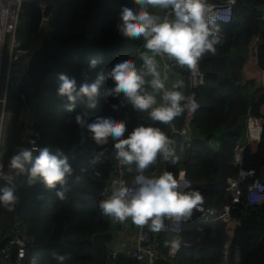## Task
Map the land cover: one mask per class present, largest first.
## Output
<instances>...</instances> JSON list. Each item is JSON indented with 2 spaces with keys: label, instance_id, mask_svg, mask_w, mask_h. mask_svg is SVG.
Here are the masks:
<instances>
[{
  "label": "trees",
  "instance_id": "obj_1",
  "mask_svg": "<svg viewBox=\"0 0 264 264\" xmlns=\"http://www.w3.org/2000/svg\"><path fill=\"white\" fill-rule=\"evenodd\" d=\"M131 0H57L50 27L41 26V12L37 1L26 2L20 14L18 36L23 45L34 50L43 36L48 35L55 44L68 49L53 59V70L49 71L38 91L32 87L28 77L24 83L12 88L8 94L7 108L12 113L7 128L4 147V162L23 144L27 106L22 94H27V104L34 105L36 115L34 127L39 132V145L50 151L62 150L69 156L73 174L67 199H59L55 189L46 188L41 181L29 184L26 175L18 176L23 181L19 187L21 200L9 210L0 205V246L8 238L15 217L20 216L27 226V258H38V264H61L52 256V251L67 255L63 264H105L107 245L93 240V235L111 229L109 215L98 207L103 188L109 183L115 162L110 159L112 144L103 145L92 141L87 130L75 122V115L87 111L86 120L96 114L111 112L127 121L128 131L139 124L131 120L120 108L113 109L111 103L119 97L103 96V89L112 81L102 85L101 96L95 107H88L85 99L78 101L73 111L66 110V100L56 95L59 84L58 73L75 77L77 84L92 80L96 72L110 65L115 59L130 55L142 63L139 54L146 51L143 40L122 36L116 28L121 5ZM264 0H237L229 22L215 19L210 25L218 27L221 40L216 51L202 54L200 62L204 83L197 91L200 103L191 127L193 139L188 148L177 155L182 136L173 141L176 159L167 160V170L177 178L184 169L190 180L187 191H199L207 206L223 210L231 203L226 187L228 178L236 176L238 165L234 164L237 143L245 140L248 114H259L264 106V88L244 72L250 45L257 42V60L264 64ZM96 58V69L88 67L90 59ZM158 61V57H157ZM181 77L187 82L189 69L184 66ZM185 91H190L186 87ZM186 110L175 117L176 124H184ZM127 135V131L125 133ZM99 161L92 163V155L101 152ZM35 154V153H34ZM241 166L254 168L256 175L264 181V129L258 150L246 146L242 152ZM6 181H0V187ZM59 187V185H58ZM245 212V213H243ZM231 217L239 219L229 244V254L224 257L228 241L226 224L222 219L204 223L201 214L192 210L183 217L181 238L191 246H182L173 259L160 260L158 264H234L235 249H240L238 264H264V201L248 205L246 199L231 210ZM169 236L163 235L161 250L167 253Z\"/></svg>",
  "mask_w": 264,
  "mask_h": 264
},
{
  "label": "clouds",
  "instance_id": "obj_2",
  "mask_svg": "<svg viewBox=\"0 0 264 264\" xmlns=\"http://www.w3.org/2000/svg\"><path fill=\"white\" fill-rule=\"evenodd\" d=\"M164 10L165 14H158ZM116 28L128 38L143 40L146 51L139 54L142 61L137 65L130 55L115 59L110 65L99 69L94 79L77 84L75 77L58 73L56 95L66 100V110L71 112L78 101L85 99L88 107L96 106L106 80L112 83L103 89V96L119 97L111 103L113 109L125 102L134 110L146 112L151 121L165 124L188 111H194L196 103L183 92L184 81L167 84L162 76L157 56L167 57L176 65L186 66L195 75L197 62L205 52L215 53L221 40L219 29H213L216 19L209 12L205 0H131L121 5ZM98 60L92 58L88 67L96 69ZM87 111L78 112L75 122L87 130L97 145L112 139L115 158L121 165H134L137 175L135 187L130 189L124 180H113L111 194L98 201L99 209L119 221L131 218L138 225L149 224L153 230L162 227V217L180 219L191 215L192 209L202 200L199 191H183L177 178L170 171L158 176L145 175L144 170L157 155L165 161L176 159L172 139L153 123H139L128 131L127 121L111 112L99 113L86 120ZM127 131V135H125ZM101 152L92 155V163L99 161ZM9 172L0 173L8 183L0 187V205L9 210L18 201L15 177L26 175L29 184L41 181L48 189H55L59 199H67L71 185L69 178L73 166L69 156L62 150L50 151L40 147L34 154L29 147H21L12 154L7 165ZM59 185V187H58ZM51 256L63 262L67 255L52 251Z\"/></svg>",
  "mask_w": 264,
  "mask_h": 264
},
{
  "label": "built area",
  "instance_id": "obj_3",
  "mask_svg": "<svg viewBox=\"0 0 264 264\" xmlns=\"http://www.w3.org/2000/svg\"><path fill=\"white\" fill-rule=\"evenodd\" d=\"M29 1H37L41 12V26L47 24L48 28L53 19L55 12L58 9L57 0H0V173H8V164L4 162V147L7 139V128L12 121V113L8 111L7 100L9 91L12 88H17L24 83V78L27 77L26 67L28 60L33 50L25 47L19 38L17 32L20 27V14L23 5ZM209 12L213 13L217 20L221 22H229L232 18L233 8L237 0H205ZM164 10H160V15H164ZM263 18L264 13L260 14ZM43 28V26H42ZM257 42L254 38L250 45L248 57L252 59L255 72L254 79L258 86L264 88V70L260 68L257 60ZM202 56L197 62V72L193 75L189 71L187 82L183 84V92L185 96L196 103L197 107L194 111L186 110V117L184 124L178 127L175 118L170 124H165L159 121H151L146 112L134 110L130 104L125 102L120 106V110L125 112L129 119L136 120L138 123H153L162 128V130L173 140L176 135L182 136L181 150L188 148L193 139L192 121L196 111L200 107L197 98V91L204 83V74L200 66ZM137 65L140 64L136 61ZM158 65L162 76L167 77L166 83H171L182 80L181 75L184 66L176 65L167 57L158 56ZM33 87V86H32ZM186 87L190 91H185ZM22 99L27 106V116L25 118V144L19 146L29 147L34 150V153L39 150V132L33 125L36 115V108L34 105L27 104V94H22ZM10 113V114H9ZM11 115V117H9ZM264 129V106L259 114H248L246 119L245 140L237 143L234 151V164L238 165L236 176L228 178V185L226 190L231 197V203L224 206L223 210H218L214 206H207L197 203L192 210L201 214V220L204 223H210L213 220L222 219L226 224V233L228 241L224 248V257L227 258L229 254L230 240L233 238L239 219L231 217V210L235 208L237 203L246 199L248 205L259 204L264 201V181L257 177L254 168H246L241 166L242 152L246 146H250L254 151L258 150L262 140ZM111 144L113 143L110 138ZM15 151V152H16ZM14 152V153H15ZM115 150L112 147V153ZM159 155V154H158ZM157 155V156H158ZM114 170L110 176L109 183L103 188L101 198H107L111 194L112 181L124 180L130 189L135 187L134 181H128L127 175L134 165H121L115 158ZM167 170V161L161 158L158 166L151 163L145 170V175L158 176ZM6 181L0 178V181ZM177 180L180 184L181 190L187 191L190 187V180L187 178L185 170L180 169ZM7 182V181H6ZM8 183V182H7ZM23 181L15 178L16 193L18 195V202L21 200L19 187ZM245 213V212H243ZM112 226H117L119 232H124L128 229L129 222L119 221L116 218L109 216ZM183 217L176 219L174 217L163 216L162 227L159 230H153L149 224L136 226V237L131 241L130 246L122 252L124 254L125 264H133L136 261H145L146 264H158L160 260L173 259L180 251L182 246H191L189 241L181 238ZM163 235L169 236L168 251L164 254L161 250V239ZM27 226L24 224L19 215L15 217V222L10 229L8 238L0 246V264H26L27 258ZM120 249L112 245H107L105 255V264H119L121 260ZM240 260V249H235L234 264H238ZM28 264H38V258L32 256Z\"/></svg>",
  "mask_w": 264,
  "mask_h": 264
},
{
  "label": "water",
  "instance_id": "obj_4",
  "mask_svg": "<svg viewBox=\"0 0 264 264\" xmlns=\"http://www.w3.org/2000/svg\"><path fill=\"white\" fill-rule=\"evenodd\" d=\"M42 26L45 29L48 28L47 24H43ZM67 50L68 49L64 48L61 44H55L48 35L42 37L39 45L32 51L26 67L27 77L31 81L35 91L41 88L45 75L53 70L54 57ZM110 159L113 161L115 160L114 153L110 155ZM112 238L113 233L110 230L98 232L93 235V240L101 241L105 244H110ZM120 255H122V252H120Z\"/></svg>",
  "mask_w": 264,
  "mask_h": 264
},
{
  "label": "crops",
  "instance_id": "obj_5",
  "mask_svg": "<svg viewBox=\"0 0 264 264\" xmlns=\"http://www.w3.org/2000/svg\"><path fill=\"white\" fill-rule=\"evenodd\" d=\"M158 14H160V10H158ZM252 61L253 60L248 57L245 62V66H244V72L248 78L254 77L255 72L257 73V70H255ZM260 68L264 70V64L260 65ZM179 145H180L179 148H177V155L181 157L182 155L181 143ZM160 162H161V157L158 155L156 159L154 160V162L152 163L154 166H158ZM136 175H137V172L135 170V166H132L131 171L129 172L126 178L128 181L133 182ZM125 221L129 222L128 229L124 232H119L117 226H112L110 231L113 233V238L110 244H106V245L115 246L116 248L120 249V251L123 253L130 246L131 241H133L136 237V226L134 225V221H132L130 217L126 218ZM121 257L122 258L119 264H125L124 254ZM133 264H146V262L136 261Z\"/></svg>",
  "mask_w": 264,
  "mask_h": 264
},
{
  "label": "rangeland",
  "instance_id": "obj_6",
  "mask_svg": "<svg viewBox=\"0 0 264 264\" xmlns=\"http://www.w3.org/2000/svg\"><path fill=\"white\" fill-rule=\"evenodd\" d=\"M8 111L11 112L9 109H8ZM9 114H10V113H9ZM9 117H11V115H10Z\"/></svg>",
  "mask_w": 264,
  "mask_h": 264
}]
</instances>
